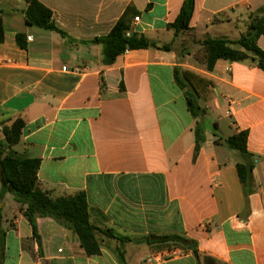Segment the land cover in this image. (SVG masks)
Segmentation results:
<instances>
[{
    "label": "crops",
    "instance_id": "crops-1",
    "mask_svg": "<svg viewBox=\"0 0 264 264\" xmlns=\"http://www.w3.org/2000/svg\"><path fill=\"white\" fill-rule=\"evenodd\" d=\"M38 1L65 36L29 26L26 0H0V130L25 122L13 150L40 159V188L53 199L83 192L92 223L144 240L123 246L126 264H264V71L252 57L219 60L211 71L195 59L207 38L238 40L264 0H196L189 31L177 37L169 25L185 0ZM130 5L140 18L131 33L172 49L127 51L105 65L102 45L91 42ZM258 45L264 50V35ZM175 69L216 82L199 99L204 117H192ZM197 125L205 143L196 155ZM242 132L249 157L227 143ZM244 164L253 165L245 183ZM37 225L40 246L24 208L4 191L0 264H121L116 239L102 236L100 255L89 257L57 220ZM175 234L196 241L199 256L179 243L145 241Z\"/></svg>",
    "mask_w": 264,
    "mask_h": 264
},
{
    "label": "trees",
    "instance_id": "trees-1",
    "mask_svg": "<svg viewBox=\"0 0 264 264\" xmlns=\"http://www.w3.org/2000/svg\"><path fill=\"white\" fill-rule=\"evenodd\" d=\"M26 2L28 7L25 11V20L29 26L55 31L62 36L66 35L54 22L53 12L49 8L38 0H26ZM195 2L196 0H185L177 19L169 25V28L174 30L175 37L189 31ZM3 15L4 11L0 9V45L5 42ZM138 15L139 12L135 6L130 5L107 36L96 38L91 42L102 45V61L105 65L114 64L117 58L127 51L151 48L163 51L172 49V43L161 44L145 35L131 33V20ZM263 35L264 7L250 15L248 29L238 40L207 38L201 42V49L196 53L195 59L211 71L219 60L241 62L252 57L257 61L259 68L264 71V50L258 45V40ZM16 40L19 47H26L23 34H18ZM174 78L177 86L185 91L187 107L192 117L195 119L204 117L207 112L199 104V99L206 95L209 87L215 86L216 82L203 74L180 69H175ZM24 127L25 122L21 119L14 121L11 126L3 127L4 140L0 142L3 149V152H0V156H3L0 160V199L3 198L4 191L13 193L15 200L24 208V214L33 228V238L39 246L41 239L37 219L53 218L77 236L81 247L89 257L100 255L103 247V240L100 236L116 239L121 243V247L117 248L115 252L116 256L121 264H126L123 246L126 243L141 242L142 239L133 240L116 233L112 229H103L92 223L91 208L87 195L83 192L74 196L53 199L47 192L43 191L38 183L40 159L29 158L13 150V147L21 141ZM195 134V153L197 155L205 143L204 130L200 125H197ZM246 142L247 133L245 132L236 134L227 141L231 148L249 157ZM252 168V164L238 166L239 177L242 182L245 183L249 179ZM145 241L148 243L152 241L179 243L199 256L197 242L185 236L176 234L165 237L152 236L145 238ZM207 260L211 264L216 263L211 258H207Z\"/></svg>",
    "mask_w": 264,
    "mask_h": 264
},
{
    "label": "built area",
    "instance_id": "built-area-1",
    "mask_svg": "<svg viewBox=\"0 0 264 264\" xmlns=\"http://www.w3.org/2000/svg\"><path fill=\"white\" fill-rule=\"evenodd\" d=\"M139 20H140V18H138V17L135 18V21H139ZM234 107H235V106H234L233 103H230V104H229V110H228V114H229V115H232V112H233V110H234Z\"/></svg>",
    "mask_w": 264,
    "mask_h": 264
},
{
    "label": "rangeland",
    "instance_id": "rangeland-1",
    "mask_svg": "<svg viewBox=\"0 0 264 264\" xmlns=\"http://www.w3.org/2000/svg\"><path fill=\"white\" fill-rule=\"evenodd\" d=\"M3 130V129H2ZM2 130H0V132L2 133ZM2 136H3V133H2ZM102 236H100V238H101Z\"/></svg>",
    "mask_w": 264,
    "mask_h": 264
}]
</instances>
